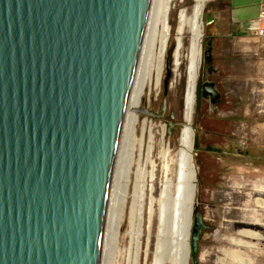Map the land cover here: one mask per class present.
<instances>
[{"label":"water","instance_id":"obj_1","mask_svg":"<svg viewBox=\"0 0 264 264\" xmlns=\"http://www.w3.org/2000/svg\"><path fill=\"white\" fill-rule=\"evenodd\" d=\"M168 1L0 0V264H141Z\"/></svg>","mask_w":264,"mask_h":264},{"label":"rangeland","instance_id":"obj_2","mask_svg":"<svg viewBox=\"0 0 264 264\" xmlns=\"http://www.w3.org/2000/svg\"><path fill=\"white\" fill-rule=\"evenodd\" d=\"M192 3L193 0H189L187 4ZM222 3L223 0H209L204 14V56L199 80V90L205 84H213L219 99L215 102L211 96L199 93L193 124L198 173L194 229L197 214L203 225L196 242L198 264H222V259L228 260L224 251L239 248L229 241L237 237L236 233L241 229L255 230L264 237V210L261 212L262 208L257 204V199H264V192L260 191L264 189V136L261 135L264 132V41L254 38L240 44L223 42V45L229 46L228 54L211 55V46L216 47L218 42L212 45L208 32ZM173 46L172 43L170 59ZM236 48L241 51L240 54L235 53ZM206 52L210 53L209 56H206ZM238 55L241 56L236 57ZM215 64L216 67H212ZM167 77L168 70L165 80ZM165 90L164 84L160 94H152L150 116L156 124L167 125L168 140L175 143L184 125L183 90L179 99L168 93L166 107L163 100ZM254 220V224L258 222L261 226L251 225ZM159 224V221L155 222L152 232L150 259L155 250ZM205 224L208 229L204 227ZM148 228L149 213L144 256ZM263 239L247 240L255 245V249L247 250L257 264H264ZM193 244L192 237L190 264H195ZM143 264H147L144 257Z\"/></svg>","mask_w":264,"mask_h":264},{"label":"bare ground","instance_id":"obj_3","mask_svg":"<svg viewBox=\"0 0 264 264\" xmlns=\"http://www.w3.org/2000/svg\"><path fill=\"white\" fill-rule=\"evenodd\" d=\"M188 1H168L156 53L153 93L160 94L165 84L166 95L170 93L171 97L179 99L183 90L184 125L180 129L178 141L173 143L168 140L167 125H159L151 120L143 189L141 264L143 257L147 264H190L192 256L191 239L195 230V205L198 192V173L194 157L196 133L193 124L197 113V93L204 56V14L209 0H193L190 5L187 4ZM172 43L174 46L170 59L168 56ZM166 70H168L167 84ZM260 191L263 193L264 189ZM257 204L262 208V212L264 199H257ZM148 213L149 228L144 256ZM156 221L160 224L155 235V250L150 259L152 232ZM254 223L255 220L251 225H260L257 224L258 222ZM198 227L202 230L203 225ZM262 235L255 230H239L236 233L237 237L229 241L239 248L224 251L228 260L222 259V264H257L256 259L249 254L250 249H255V245L247 240L260 241L264 238Z\"/></svg>","mask_w":264,"mask_h":264},{"label":"crops","instance_id":"obj_4","mask_svg":"<svg viewBox=\"0 0 264 264\" xmlns=\"http://www.w3.org/2000/svg\"><path fill=\"white\" fill-rule=\"evenodd\" d=\"M263 11L264 0H223L219 13L212 21L208 32L212 45L215 41L218 42L216 47L211 46V55L212 53L217 54V56L228 54L229 46L223 45V42L240 44L246 39H259L255 29ZM235 50H237L235 51L236 54H240L239 49L236 48ZM214 66L216 67V64L212 67ZM261 135L263 137L264 132Z\"/></svg>","mask_w":264,"mask_h":264},{"label":"built area","instance_id":"obj_5","mask_svg":"<svg viewBox=\"0 0 264 264\" xmlns=\"http://www.w3.org/2000/svg\"><path fill=\"white\" fill-rule=\"evenodd\" d=\"M256 32L258 34V38L264 40V11L262 12L260 19L258 21Z\"/></svg>","mask_w":264,"mask_h":264},{"label":"flooded vegetation","instance_id":"obj_6","mask_svg":"<svg viewBox=\"0 0 264 264\" xmlns=\"http://www.w3.org/2000/svg\"><path fill=\"white\" fill-rule=\"evenodd\" d=\"M209 96H211L212 100L215 101V102H217L218 99H219V95L216 94L215 92H211V91H210V92L207 94V97H209ZM204 227H205L206 229L209 228L206 224H205Z\"/></svg>","mask_w":264,"mask_h":264}]
</instances>
